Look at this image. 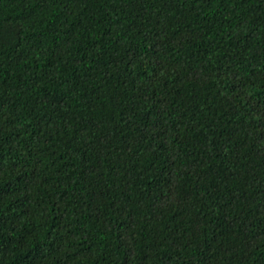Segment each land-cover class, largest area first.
<instances>
[{"label": "trees", "instance_id": "1", "mask_svg": "<svg viewBox=\"0 0 264 264\" xmlns=\"http://www.w3.org/2000/svg\"><path fill=\"white\" fill-rule=\"evenodd\" d=\"M0 264H264V0H0Z\"/></svg>", "mask_w": 264, "mask_h": 264}]
</instances>
